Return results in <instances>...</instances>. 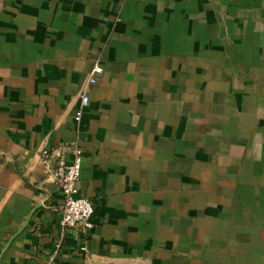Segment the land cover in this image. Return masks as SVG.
<instances>
[{
    "label": "crops",
    "instance_id": "0c3cea01",
    "mask_svg": "<svg viewBox=\"0 0 264 264\" xmlns=\"http://www.w3.org/2000/svg\"><path fill=\"white\" fill-rule=\"evenodd\" d=\"M0 264H264V0H0Z\"/></svg>",
    "mask_w": 264,
    "mask_h": 264
},
{
    "label": "built area",
    "instance_id": "2783aa9c",
    "mask_svg": "<svg viewBox=\"0 0 264 264\" xmlns=\"http://www.w3.org/2000/svg\"><path fill=\"white\" fill-rule=\"evenodd\" d=\"M102 72V67L95 63L90 69L86 78V84L91 85L98 81V75ZM88 97L85 93L80 96L81 107L87 104ZM78 108L75 111L74 118L78 120L81 116L82 109ZM41 154L44 157H48L49 151L43 149ZM82 164V149L79 146L72 148V159L69 163H66L63 159H59L55 168L51 172L52 179L60 190L63 203L61 208L60 234L59 238L55 241L56 252L61 245V237L66 228L79 225L84 231L94 226L91 216L93 213V204L88 198L78 195L76 188V181L79 178ZM81 249H85L82 247Z\"/></svg>",
    "mask_w": 264,
    "mask_h": 264
}]
</instances>
